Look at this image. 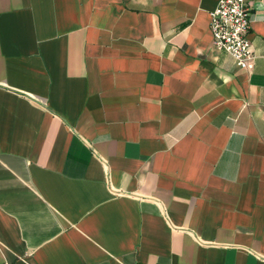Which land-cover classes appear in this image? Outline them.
Returning a JSON list of instances; mask_svg holds the SVG:
<instances>
[{
    "label": "crops",
    "instance_id": "obj_1",
    "mask_svg": "<svg viewBox=\"0 0 264 264\" xmlns=\"http://www.w3.org/2000/svg\"><path fill=\"white\" fill-rule=\"evenodd\" d=\"M218 0H0V262L264 264V0L251 69Z\"/></svg>",
    "mask_w": 264,
    "mask_h": 264
},
{
    "label": "built area",
    "instance_id": "obj_2",
    "mask_svg": "<svg viewBox=\"0 0 264 264\" xmlns=\"http://www.w3.org/2000/svg\"><path fill=\"white\" fill-rule=\"evenodd\" d=\"M215 6L209 11L211 45L229 53L236 65L249 71L254 57L249 36V5L245 0H218Z\"/></svg>",
    "mask_w": 264,
    "mask_h": 264
}]
</instances>
